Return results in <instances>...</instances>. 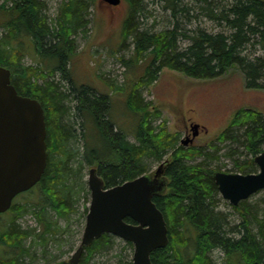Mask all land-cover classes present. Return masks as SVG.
<instances>
[{
	"label": "trees",
	"instance_id": "16d2710c",
	"mask_svg": "<svg viewBox=\"0 0 264 264\" xmlns=\"http://www.w3.org/2000/svg\"><path fill=\"white\" fill-rule=\"evenodd\" d=\"M126 1L130 12L123 47L132 40L134 54L124 62L131 66L151 58L144 75L131 86L126 103V114L136 118L135 142L127 130L118 128L110 96L78 86L70 71L78 37L86 38L90 32L89 15L96 0H62L53 19L44 0H6L0 5L4 26L0 65L12 71L19 94L42 103L48 150L51 147L46 171L36 187L41 201L14 202L0 215V220L6 218L0 222V264H68L56 263L59 255L51 247L61 255L65 252L73 215L85 196V167L97 168L107 187H113L149 173L151 161L165 162L170 180L167 193L154 198L165 215L170 239L167 247L152 253L154 264H219L213 257L217 250L224 255L223 264H264V209L248 200L241 202L234 207L241 215L239 223H233L231 215L220 209L222 200L211 162L219 159L221 148L180 145V133L169 130L163 113L151 111L153 104L144 96L165 68L211 80L238 66L249 88L264 89V0H196L202 16L214 22L218 31H186L177 20L172 29L155 33L144 29L140 21L145 0ZM165 1V9L175 18L193 21V7L184 6L182 0ZM26 38L33 43L41 65L24 62ZM182 40L189 44L183 46ZM56 74L60 75L58 82ZM217 142L227 144L226 157L252 156L242 162L237 159L236 167L243 174L255 172V158L264 152L263 112L239 109ZM199 158L202 160L194 163ZM28 214L38 227L21 223ZM52 214L55 220L50 218ZM116 239L104 234L85 247L81 264H108L99 259L114 250ZM115 264H133L132 257L121 251Z\"/></svg>",
	"mask_w": 264,
	"mask_h": 264
},
{
	"label": "rangeland",
	"instance_id": "374dc122",
	"mask_svg": "<svg viewBox=\"0 0 264 264\" xmlns=\"http://www.w3.org/2000/svg\"><path fill=\"white\" fill-rule=\"evenodd\" d=\"M5 1L0 0V5ZM44 1L48 4V15L52 19L55 18L62 0ZM216 1L223 2V0ZM182 2L184 6L193 7L191 10L193 21L184 20L181 16L175 18L171 11L165 9V0H145L144 11L140 15V21L144 23L143 28L153 33L161 32L172 29L176 21L180 20V26L186 31H194L198 28L210 32L218 31L219 28L214 22L202 16V10L199 9L196 0H182ZM129 12L130 5L126 0H123L119 6L103 5L101 0H96L89 15L91 19L90 32L86 38L83 35L78 37V50L70 63V71L74 82L78 86H87L99 94L110 96L113 102V118L119 126L118 128L127 130L129 138L135 142L136 118L126 114V103L131 92V86L144 75L151 58L131 66L124 62L125 60H131L134 54L132 40L128 42L126 47H123L124 25ZM2 21L3 16L0 14V37L4 33ZM24 44L27 51L24 62L27 65H41L42 60L37 55L34 47H31L33 45L31 40L26 38ZM181 44L186 46L189 41L182 40ZM259 54L263 55L261 51H259ZM54 79L58 82L60 75L56 74ZM144 96L148 102L153 104V107L150 108L151 111L160 110L163 113L162 119L168 123L169 130L180 133V145H184L182 139L186 138L187 126L192 123L198 124L201 127L194 143L184 146L192 149L202 147L210 149L209 147L212 146L213 148L214 144L221 148V151L217 154L219 159H214L211 162L214 171L243 174L236 167V160L239 159L241 162L247 159L251 160L252 156L226 157L227 144H220L217 142V138L229 126L239 109L251 108L264 114V89L249 88L246 77L238 66L233 67L223 76L211 80H197L183 73L165 68L159 80L145 90ZM159 123L160 121H158ZM169 157L170 155L164 160ZM201 160L199 158L194 163ZM162 162H149L150 170L155 171ZM93 167L86 166L83 170V181L86 185L85 196L82 195L77 213L73 215L68 236L69 242L63 249L65 252L61 255L57 248L51 247L52 251L59 255L56 263L61 261L68 263L82 241L91 203V192L88 184L89 171ZM259 170L260 168L257 165V169L253 173ZM37 190L35 188L31 195L20 194L14 202L18 203L20 201L19 203L24 204L35 201L39 203L41 192H37ZM219 195L222 200L220 209L231 215L233 223H239L241 215L234 211L235 206L225 200L221 194ZM248 202L250 205H260V209H264V190L253 195L248 199ZM50 218L56 219L53 214ZM5 220L6 218H3L0 222L3 223ZM21 223L24 226L38 227L34 216L31 214L25 216ZM116 240L117 245L114 250L100 257V262L115 264L116 255L121 251L129 258L130 256L133 258L134 246L130 248L127 245L128 242L121 238L117 237ZM213 257L217 259L219 264L224 263L225 258L220 251H214Z\"/></svg>",
	"mask_w": 264,
	"mask_h": 264
},
{
	"label": "water",
	"instance_id": "95a60500",
	"mask_svg": "<svg viewBox=\"0 0 264 264\" xmlns=\"http://www.w3.org/2000/svg\"><path fill=\"white\" fill-rule=\"evenodd\" d=\"M119 6L122 0H101ZM192 125L193 138L182 139L185 146L199 133ZM46 111L35 98L19 94L12 83V71L0 65V215L8 212L17 196L37 186L46 171L48 150ZM260 170L240 174L217 171L214 180L221 196L233 206L264 190V152L255 158ZM91 203L82 241L68 264H81L85 247L104 234H111L134 246L133 264H154L152 253L169 244L164 213L154 202L170 185L165 162L154 172L107 187L98 169L89 171ZM127 219H131L129 222Z\"/></svg>",
	"mask_w": 264,
	"mask_h": 264
},
{
	"label": "flooded vegetation",
	"instance_id": "af4514ba",
	"mask_svg": "<svg viewBox=\"0 0 264 264\" xmlns=\"http://www.w3.org/2000/svg\"><path fill=\"white\" fill-rule=\"evenodd\" d=\"M192 125H193V123L190 124L189 126H187V128H186V133H185V134H186V138H187V137H189V138H193V133H194V132H193V130H192V128H191ZM196 137H197V136H196ZM196 137H195V138H196ZM195 138H194V140H195ZM194 140H193V143H194ZM193 143H192V144H193ZM192 144H190V145H192ZM150 172H154V171H150ZM36 187H37V186H35L33 189L29 190L28 192H30V191H31V192L34 191ZM25 193H27V192H25Z\"/></svg>",
	"mask_w": 264,
	"mask_h": 264
}]
</instances>
